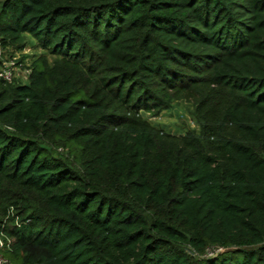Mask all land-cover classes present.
Segmentation results:
<instances>
[{
  "label": "trees",
  "instance_id": "obj_1",
  "mask_svg": "<svg viewBox=\"0 0 264 264\" xmlns=\"http://www.w3.org/2000/svg\"><path fill=\"white\" fill-rule=\"evenodd\" d=\"M28 37L0 80L9 264H264V0H0L4 49ZM181 101L201 135L144 118Z\"/></svg>",
  "mask_w": 264,
  "mask_h": 264
},
{
  "label": "rangeland",
  "instance_id": "obj_2",
  "mask_svg": "<svg viewBox=\"0 0 264 264\" xmlns=\"http://www.w3.org/2000/svg\"><path fill=\"white\" fill-rule=\"evenodd\" d=\"M43 53L37 43L28 37L24 49L21 50L14 47L4 49L3 60L7 63H17L19 66L20 64L26 65V68H28L31 61ZM26 70L23 69L24 72ZM18 77L20 81L27 83L28 78L25 74H19ZM143 115L154 128L172 137L180 138L188 133H194L197 136L201 135V127L196 118L195 108L191 103L181 101L174 103L169 110H164L157 116ZM60 151L62 152L63 150L60 149Z\"/></svg>",
  "mask_w": 264,
  "mask_h": 264
},
{
  "label": "built area",
  "instance_id": "obj_3",
  "mask_svg": "<svg viewBox=\"0 0 264 264\" xmlns=\"http://www.w3.org/2000/svg\"><path fill=\"white\" fill-rule=\"evenodd\" d=\"M4 47L2 42L0 41V80L5 83H13L14 80H20L18 77L19 74H25L27 78H29L31 71L26 68V65L17 63H7L3 60ZM23 69H27L26 72ZM212 255V251L209 252ZM0 264H9L1 255H0Z\"/></svg>",
  "mask_w": 264,
  "mask_h": 264
}]
</instances>
